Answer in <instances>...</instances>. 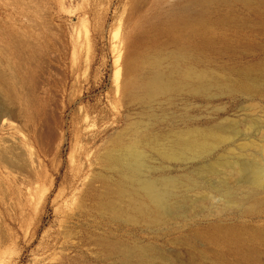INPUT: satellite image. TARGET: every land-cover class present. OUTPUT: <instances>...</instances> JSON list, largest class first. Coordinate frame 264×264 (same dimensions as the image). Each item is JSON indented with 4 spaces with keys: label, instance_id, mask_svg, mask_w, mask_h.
Segmentation results:
<instances>
[{
    "label": "rangeland",
    "instance_id": "1",
    "mask_svg": "<svg viewBox=\"0 0 264 264\" xmlns=\"http://www.w3.org/2000/svg\"><path fill=\"white\" fill-rule=\"evenodd\" d=\"M186 2L0 0V33L10 31L0 36L11 38L0 37L10 79L0 94L21 98L0 122V264H135L126 250L144 251V264H264V179L222 185L227 162L264 171V0L209 3L174 41L170 20ZM155 67L173 87L146 99ZM186 133L204 152L169 157ZM128 147L134 182L111 160ZM165 181L171 203L191 204L177 217L106 208L119 188Z\"/></svg>",
    "mask_w": 264,
    "mask_h": 264
},
{
    "label": "bare ground",
    "instance_id": "2",
    "mask_svg": "<svg viewBox=\"0 0 264 264\" xmlns=\"http://www.w3.org/2000/svg\"><path fill=\"white\" fill-rule=\"evenodd\" d=\"M187 1L188 2H186V4L170 20V32L172 34H174V39H173L174 41L179 40L184 34L191 33L194 27L200 26L203 23V20H204L203 13L205 12L206 6L209 3L220 2L222 0H187ZM3 31L0 33L3 37L10 35V33L9 34L5 33L8 30L7 31L5 30V32H3ZM8 32H10V31H8ZM2 33L5 35H3ZM2 36H0L1 39H4ZM15 38H17V37H15ZM6 39L8 40V38H5L2 41L3 42L5 41V43H6ZM2 41L0 40V44H2ZM11 41H13V40H11ZM19 41H21V40H18V42ZM5 43H4V46H5ZM22 43L23 42H19L18 45H20ZM6 44H8V43H6ZM10 45H12L11 47L13 49L14 44H10ZM47 45H49V44H47ZM5 47L6 48L1 53V56L6 51L7 47H9V46H5ZM22 47H21V49H22ZM19 48H20V46H19ZM16 50H18V49L16 48ZM37 50L38 49L35 48L36 52H37ZM0 51H1V49H0ZM11 51H8V52L12 53ZM13 51L15 52V50H13ZM22 51L25 52V54H23ZM14 52L11 55L9 53V55L12 56L14 54ZM26 52L28 54L27 56H26ZM32 52H33V50H32ZM29 53H30V51L28 52L25 49V51L21 50V53H19V55L22 54L23 56L28 57L30 55ZM9 55L7 53V56H9ZM7 56H2V57H5V59L11 58L10 56H9V58H6ZM33 56H31V57H33ZM26 57H25V60L27 59ZM28 58H30V57H28ZM5 59H4V61H5ZM13 59L14 58H12V60ZM12 60H11V62H12ZM14 60H16V59H14ZM22 61H24V60H22ZM20 64L21 63L16 64L15 66L20 67ZM23 65H24V62H23ZM0 66L3 67V65H0ZM21 66H22V64H21ZM124 66H126L125 62H124ZM21 68L23 69L24 67L23 66L20 67L19 68L20 71H22ZM0 69H2V68L0 67ZM26 70H28V69H26ZM5 72H7V71H5ZM3 74L0 73V79L2 81L4 79H7V78H5V76ZM16 74H18V73H16ZM28 76H29V74L27 75V77ZM186 78H188V83H190V86H191V83L196 84V82H197L198 85L201 84L203 76H200L197 73L195 74V73L191 72V73L186 75L185 79ZM20 82L22 83L21 80H19V83ZM34 84L35 83H33V85ZM22 85H23V83H22ZM12 86H13V84H12ZM18 86H19V84H18ZM21 86H20V88H21ZM172 87H173V82H172L171 77L168 75H165L164 73H162L161 70H159L158 68L155 67V69H153V71L146 78L143 96L146 99H150L156 95L167 93L168 91H170L172 89ZM22 88H23V90H22ZM22 88H21V91H24L26 89V88L24 89V86H22ZM28 88H27V91H30L31 89L28 90ZM34 88L32 89L33 91H34ZM13 89L14 88H12L10 91L14 92L15 89L14 90ZM19 90H17V92ZM32 90L30 91L31 94H33ZM18 93H15V94L17 95ZM26 93H28V92H26ZM26 93H23L22 95H24ZM6 94L3 93V95H6ZM10 94H11V92H10ZM15 94L13 93V96ZM33 95H35V94H33ZM28 96H31V95L28 94ZM7 97H9V96L7 95L6 98ZM3 98H5V96ZM3 98H2V95L0 94V122H1V119L3 117L7 116V114H8L6 111V108H5L7 106V105L5 106V103L6 104H8V103H7V100L3 99ZM16 98H15V100H16ZM10 99H12V97ZM18 99H17L16 103H19L18 101L21 100V98L19 100ZM13 100H14V98H13ZM13 102L15 103V101L11 102V100H10L9 104L12 103L14 105ZM13 105H11V106H13ZM16 105H14V106L16 107ZM17 106H19V105H17ZM21 106L22 105H20V107ZM25 108H26V106L23 107L24 110H26ZM14 110H16V109H14ZM19 110H22V108H20ZM171 144H172V146L170 147V149L168 150V148H167V150H166V154L169 157H174L177 155L178 152H182L184 150H191V151L195 152L196 154H202L205 150V147L199 145L198 135L194 134V133L180 134L172 140ZM111 160L115 164H121L122 171L128 175V177H127L128 181H131V182L135 181L134 176L136 174V170L138 167V160H139V154L137 152H135L133 149L128 147V148H126V152L122 155V158H120L116 155H111ZM225 168L228 169V172L225 174L224 181H222V185L225 187V189L227 187V181L230 180L231 178L237 179V177H241L243 180H245V182L247 184H249L251 186L257 184L260 180H262V178L264 179V171L258 172L257 170H255L254 168H252L251 166H249L245 163H231L230 164L229 162H227ZM214 169L215 168L213 166H210V167H208L207 171H208V173L213 174ZM175 186H176V184L174 182L165 181V182H161V183L148 182V183H146L145 186L141 187L138 192L134 191V190L130 191L128 189L119 188L115 192V197L106 203V208L111 210L112 212H114L116 214H121L123 209H125V208L129 209V210L131 209L134 212L135 218L140 217L146 221H150L153 223H159L163 218H165V217H169V218L177 217V216L181 215V213L185 212L187 208L191 207V204L187 200H183V202H184L183 204L171 203L170 198L172 196V193H173ZM124 197H127L130 203H125L123 201ZM225 208H228V207L223 206L221 210H223ZM125 253H126L127 259L134 260L132 263H135V264H144L145 263L146 254L144 251H142V250H138V251L126 250Z\"/></svg>",
    "mask_w": 264,
    "mask_h": 264
}]
</instances>
